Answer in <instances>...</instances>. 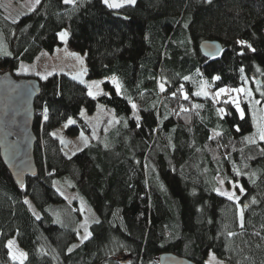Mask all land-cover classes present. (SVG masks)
I'll use <instances>...</instances> for the list:
<instances>
[{
	"label": "trees",
	"instance_id": "trees-1",
	"mask_svg": "<svg viewBox=\"0 0 264 264\" xmlns=\"http://www.w3.org/2000/svg\"><path fill=\"white\" fill-rule=\"evenodd\" d=\"M63 31L69 48L85 55L87 78L114 77L119 92L110 80L94 98L65 73L18 76L61 47ZM207 40L222 44L220 57L201 55ZM0 44V72L41 86L38 175L19 188L0 155V264H21L8 246L14 237L26 252L22 264H159L166 253L195 264L210 253L227 264H264V141L250 140L247 95L237 97L241 118L235 104L209 94L248 85L264 91V0H136L119 9L103 0H40L16 21L0 8ZM100 108L112 116L110 127L68 156L54 132L74 119L65 132L91 137L81 113ZM56 181L100 218L74 249L76 227L53 215L69 207ZM221 181L236 199L217 192Z\"/></svg>",
	"mask_w": 264,
	"mask_h": 264
},
{
	"label": "rangeland",
	"instance_id": "rangeland-1",
	"mask_svg": "<svg viewBox=\"0 0 264 264\" xmlns=\"http://www.w3.org/2000/svg\"><path fill=\"white\" fill-rule=\"evenodd\" d=\"M123 2V0H121ZM37 3L36 0H0V8L5 12V15L9 20L16 21L21 16L25 15L28 11L34 9ZM131 4H125L124 6H128ZM123 6V7H124ZM67 33L65 38H61L62 33ZM60 33L59 38L63 45L55 50L54 53H48L46 51L42 52L39 57L36 59L34 64H24L26 66L21 67L17 72L18 76H38L40 78H45L47 76L53 74H60L65 73L70 75L72 78L75 77L76 81L83 80L87 88L88 85H95V83H99V88L93 86L91 91L93 92L94 98L99 97L100 95L105 94L104 90V82L106 80L112 81L114 84H118L120 86L119 81L115 78L110 79H98V80H89L87 78V65H86V57L85 55L76 52L69 48L68 46V38L69 32L63 31ZM2 46V44H0ZM0 46V47H1ZM83 60V63H81ZM25 78V77H22ZM121 86L119 87L120 90ZM246 90L252 91V96L248 97V102L251 106V116L254 122V133L253 136H250V140H255L259 138L258 127L264 124V102L261 100V96L258 97L261 90H254L250 85L247 87H242ZM222 89H228L227 93H221L219 97L215 94L219 91L212 92L211 89L209 90L210 96L215 100H221V97H225L226 95L233 93L236 97L241 100L239 95H245V93H238L232 91L233 89L229 87H225ZM89 92V88H88ZM256 101H260V103H256ZM98 111V113L94 116H90L87 114L85 110L82 111L81 116L91 125L92 129V136L85 135L81 133L78 136H70L65 131L66 129L75 123L74 119H70L74 121V123L69 124L68 122L59 127L54 133L60 139L63 150L68 156H73L74 154L82 151L86 148L93 139H97L99 136L102 128L107 129L110 127V118L112 117L108 112L102 110ZM244 112L242 107H240V111ZM85 139L87 143H85ZM261 141V140H260ZM56 188L60 192V194L64 197L66 203L71 208H67V211L62 212L61 210L53 212L54 218L56 222L60 224H65L67 226H75L78 232V241L73 244L71 249H74L78 245L82 244L86 241L90 236V226L100 220L97 213L94 209L88 204L86 199L80 196L77 192L70 190L68 185L63 183L62 181H56ZM219 190L221 192H228V193H235L234 186H225L223 183L220 182ZM33 210L38 213V211L32 205L30 199L27 198L26 201ZM75 212V213H73ZM87 236V238H85ZM13 242L12 247L10 249L11 256L13 258V254L17 257L15 259L16 262L21 263L20 254H25L22 262L26 259V252L19 246L17 238L14 237L10 239ZM9 245V242H8ZM206 264H227L225 260L220 259L214 253H210L206 259Z\"/></svg>",
	"mask_w": 264,
	"mask_h": 264
},
{
	"label": "water",
	"instance_id": "water-1",
	"mask_svg": "<svg viewBox=\"0 0 264 264\" xmlns=\"http://www.w3.org/2000/svg\"><path fill=\"white\" fill-rule=\"evenodd\" d=\"M199 51L205 59L222 55L223 46L218 41H203ZM261 85V82H259ZM41 86L37 79H18L10 72H0V155L19 188L27 178L38 175L35 148L38 138L34 132L35 103ZM159 264H195L175 254H162Z\"/></svg>",
	"mask_w": 264,
	"mask_h": 264
},
{
	"label": "snow or ice",
	"instance_id": "snow-or-ice-1",
	"mask_svg": "<svg viewBox=\"0 0 264 264\" xmlns=\"http://www.w3.org/2000/svg\"><path fill=\"white\" fill-rule=\"evenodd\" d=\"M39 2H40V0H36V3H37V4H38ZM63 2H64L65 4L75 6L76 0H63ZM103 3H104L107 7L111 8V9H119V8L123 7L125 4H131V5H134V4L136 3V0H123V2H121V0H103ZM66 36H67V33H66V32L61 34V38H62V39L65 38ZM240 43H241L242 45L244 44L243 41H241ZM248 47H251V46L248 45ZM81 63H83V60H81ZM241 71H243V69H241ZM45 78H46V77H45ZM74 79H75V77H74ZM186 79H187V78H186ZM217 79H219V77H217ZM113 80L115 81V78H114V77H113ZM80 82H81V83H84L83 80H81ZM93 86L99 88V83L97 82V83H95V85H88V88H89L88 95H89V96H93V95H94L93 92L91 91V88H92ZM116 87H117V91L119 92V87H120V86L117 84ZM160 87H161V90H164V85H163V84H161ZM232 91H235V92H238V93H245V95H247L248 97H251V96H252V91H251V90H246V89H244V88H237V89H233ZM227 92H228V89H220L215 95H216L217 97H219V96L221 95V93H227ZM200 94H201L200 92H197V93H196V95H200ZM260 94H261L262 96H264V91H261ZM204 95L206 96L207 93H204ZM184 98H185V99L188 98V97H187V94H185ZM226 102H227V101H226ZM233 103H235L236 108L239 110V109H240V104H239V102H238V101H233ZM256 103L258 104V103H260V101H256ZM132 107H133V108H136V105L133 104ZM197 107H200V106L197 105ZM185 111H187V109H185ZM220 111H223V109H221ZM240 116H241V118H243V116H244V112H243L242 110L240 111ZM45 119H47V116H45ZM68 123L71 124V123H74V121L69 120ZM237 130H238V129H237ZM258 132H259V138H260V140H261V141H264V124H262V125H260V126L258 127ZM253 142H254V141H253ZM85 143H87V140H86V139H85ZM221 183H223V181H221ZM241 191H243V187H242V186H241ZM217 192H218L219 194H221V195L226 196L229 200H234V199H236V197H235V193L221 192L219 189H217ZM242 219H243V213L241 212V220H242ZM241 226H243V224H241ZM85 238H87V236H86ZM12 244H13V242H12V241H9V245H8V246H9L10 249H11V247H12ZM20 257H21V264H22V260H23V258L25 257V254L21 253V254H20ZM13 259H14V260L17 259V257L15 256V254H13Z\"/></svg>",
	"mask_w": 264,
	"mask_h": 264
},
{
	"label": "built area",
	"instance_id": "built-area-1",
	"mask_svg": "<svg viewBox=\"0 0 264 264\" xmlns=\"http://www.w3.org/2000/svg\"><path fill=\"white\" fill-rule=\"evenodd\" d=\"M221 101L222 102H226L227 101V102H231V103H233V101H238L239 102L238 98L232 93L226 95L225 97H222ZM233 104H235V103H233Z\"/></svg>",
	"mask_w": 264,
	"mask_h": 264
}]
</instances>
